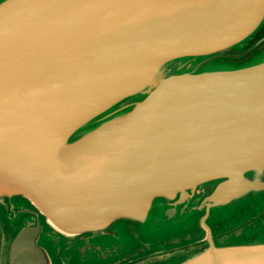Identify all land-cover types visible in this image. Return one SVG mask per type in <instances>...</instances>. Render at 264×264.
Wrapping results in <instances>:
<instances>
[{"label": "water", "instance_id": "1", "mask_svg": "<svg viewBox=\"0 0 264 264\" xmlns=\"http://www.w3.org/2000/svg\"><path fill=\"white\" fill-rule=\"evenodd\" d=\"M263 25L264 0H0V264H264V48L235 60Z\"/></svg>", "mask_w": 264, "mask_h": 264}, {"label": "flooded vegetation", "instance_id": "2", "mask_svg": "<svg viewBox=\"0 0 264 264\" xmlns=\"http://www.w3.org/2000/svg\"><path fill=\"white\" fill-rule=\"evenodd\" d=\"M255 44H257V46H256V48L253 51L247 53L244 57L235 58V60H245V59L249 58L251 55H254L255 53L261 51L264 48V27L261 30H259L253 36V38H251L249 44L246 46V49L250 48L251 46H253ZM240 52L241 51H235V50L232 51V53H240ZM185 250H186L185 253H190L189 248H186ZM183 255L184 254L182 253V254H180V256H177L176 258L177 259H183Z\"/></svg>", "mask_w": 264, "mask_h": 264}]
</instances>
